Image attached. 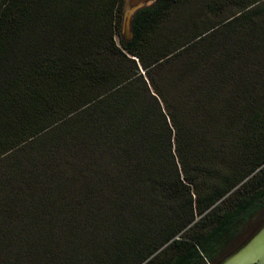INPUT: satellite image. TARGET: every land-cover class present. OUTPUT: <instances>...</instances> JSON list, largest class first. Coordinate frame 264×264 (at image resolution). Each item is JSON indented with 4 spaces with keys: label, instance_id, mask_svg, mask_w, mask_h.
<instances>
[{
    "label": "trees",
    "instance_id": "1",
    "mask_svg": "<svg viewBox=\"0 0 264 264\" xmlns=\"http://www.w3.org/2000/svg\"><path fill=\"white\" fill-rule=\"evenodd\" d=\"M123 15L0 2V264H219L264 216V0Z\"/></svg>",
    "mask_w": 264,
    "mask_h": 264
},
{
    "label": "water",
    "instance_id": "2",
    "mask_svg": "<svg viewBox=\"0 0 264 264\" xmlns=\"http://www.w3.org/2000/svg\"><path fill=\"white\" fill-rule=\"evenodd\" d=\"M222 264H264V225Z\"/></svg>",
    "mask_w": 264,
    "mask_h": 264
},
{
    "label": "rangeland",
    "instance_id": "3",
    "mask_svg": "<svg viewBox=\"0 0 264 264\" xmlns=\"http://www.w3.org/2000/svg\"><path fill=\"white\" fill-rule=\"evenodd\" d=\"M154 1L155 0H124V15H123V25H122V37H127L128 38V37L132 36V20H133L135 12L137 11L136 9L141 8L143 6H146V5H150ZM116 38H117L118 41H120L121 36L117 35ZM263 225H264V216H261L258 221H256L253 225H251V227H249L248 231H245V233L240 235V238H239L240 243L242 241H245L246 239H248V237L251 234L257 233L259 231V229ZM223 261L224 260H221L219 262V264H222Z\"/></svg>",
    "mask_w": 264,
    "mask_h": 264
},
{
    "label": "flooded vegetation",
    "instance_id": "4",
    "mask_svg": "<svg viewBox=\"0 0 264 264\" xmlns=\"http://www.w3.org/2000/svg\"><path fill=\"white\" fill-rule=\"evenodd\" d=\"M253 234H254V233H253ZM253 234H251V235L248 237V239H246L245 241H242L241 243H240V241H239L237 245L232 246V248L229 250V252L227 253V255H226L222 260H225L226 258H228V256H230L231 254H233L234 252H236L238 249H240L244 244H246V243L250 240V238H251V236H252Z\"/></svg>",
    "mask_w": 264,
    "mask_h": 264
}]
</instances>
